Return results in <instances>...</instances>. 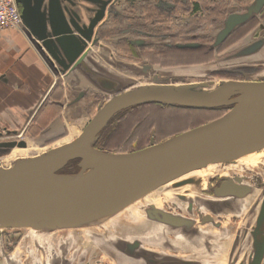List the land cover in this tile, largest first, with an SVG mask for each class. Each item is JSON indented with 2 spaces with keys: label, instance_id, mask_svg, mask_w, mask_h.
Masks as SVG:
<instances>
[{
  "label": "water",
  "instance_id": "1",
  "mask_svg": "<svg viewBox=\"0 0 264 264\" xmlns=\"http://www.w3.org/2000/svg\"><path fill=\"white\" fill-rule=\"evenodd\" d=\"M45 1L16 0L28 39L50 59V64L58 63L59 72H84L97 89L116 93L99 107L75 138L37 156L19 158L11 167L0 166V228L42 229L39 223H52L49 229L83 226L92 216V207L99 203L120 196L136 200L195 170L241 157L264 144V78L168 85L161 84L163 77L155 75L151 85L122 89L124 81L117 74L97 65L91 68L85 62L92 47L99 44L95 28L113 0H104L89 24L82 23L78 12L70 13L69 20L60 0H50L48 7ZM263 6L264 0H256L246 12L229 15L211 49H217L234 29L248 22ZM143 40L136 38L130 42L137 45ZM263 41L253 42L232 58L255 54ZM199 45L189 42L174 47L194 49ZM113 64L119 68L123 65ZM140 67L149 72L152 64L141 63ZM148 103L230 109L215 120L140 150L117 153L95 146L118 113ZM27 143L26 140L0 143V151L5 147L26 148ZM77 159L78 172L60 173ZM192 182V179L181 180L177 186ZM249 191L250 186L227 182L217 195L242 197ZM156 219L173 226L186 223L183 218L165 213ZM258 222H264V199ZM262 243L257 242L255 264L262 260Z\"/></svg>",
  "mask_w": 264,
  "mask_h": 264
},
{
  "label": "rangeland",
  "instance_id": "2",
  "mask_svg": "<svg viewBox=\"0 0 264 264\" xmlns=\"http://www.w3.org/2000/svg\"><path fill=\"white\" fill-rule=\"evenodd\" d=\"M64 1L67 11L76 14V7L70 10L67 3L72 0ZM160 1L169 2L170 6L172 4L171 0ZM65 6L63 4L66 13ZM246 10L238 13H243ZM92 14L91 12L89 15L84 11L86 24H89L88 18L90 20ZM227 18L218 23L212 22L210 18L190 19L186 14V8L183 9L178 5L173 24L170 26L174 27L175 33L178 32V34H185L192 30V33L203 36L204 41L207 42L206 46H210L215 43L218 34L225 27ZM190 21H194V24ZM188 23L192 24L191 29L188 28ZM255 26L251 29L252 32L223 46L221 51L214 49V52L208 53L209 55L206 57H203L204 51L186 52V56H175L176 64L172 66L153 65L148 72L140 67L141 63L145 62L134 60L128 51L126 59H121L115 53L114 61L116 62L114 63L123 64L121 68L114 67V64L112 66L106 64L105 68L110 69L117 74L122 82L124 81L122 89L151 85L154 83L155 75L163 77L160 80L161 84L168 85L210 80L220 84L228 79L262 80L264 78V41L261 49L255 54L232 58L233 54L242 51L253 42L264 39V36L256 38L254 35L252 36V33L257 29V25ZM117 35L118 33L113 34V36ZM127 37L130 39L143 38L141 35L138 37L137 33H131ZM183 37L188 38V35ZM182 41L184 40L176 38L175 44L185 43ZM228 41L230 42L229 38ZM114 43L112 41L110 45L114 46ZM108 52L99 53L105 55ZM47 60L49 64L46 68L50 74L56 76L57 70H59L58 63L50 64V59L47 58ZM134 63H137L138 67L133 66ZM226 68H230V71H223ZM63 77L65 78L64 75ZM89 91L90 97L80 116L77 119L66 120L67 123L64 126L66 136L45 144H40L42 141L33 138L27 139V142L41 149L49 150L61 142L68 141L70 137L75 138L99 107L116 93L115 91L111 93L105 90L101 91L95 86L91 87ZM210 110L201 112L160 103L138 105L118 113L103 130L95 146L103 151L117 153L140 150L215 120L219 111ZM62 115L64 119L68 116L64 112ZM49 120L51 121V117ZM17 149V146L14 149L5 147L0 151V157L8 155L2 156L0 159L10 158ZM78 164L79 161L77 163L69 162L60 173H76L80 170ZM227 177L241 180L248 184L252 191L244 198L216 197L212 194L213 187L217 182ZM191 178L193 179L192 183L182 187L177 186L181 180ZM178 196H181L182 199ZM263 199L264 146L244 156L195 170L130 204L125 205L121 200V205L124 206H119L118 200H108L101 204V207L103 205L106 208L96 210V214L83 226L49 229L51 224L41 223L37 225L42 229L32 226L0 228V264H122L124 255L121 254L120 247L128 246V249L125 248L126 253L129 251V256H134V249H131L129 245L134 241H139V237L136 236L140 228L147 229L148 226H157L154 225L155 220L152 219H156L157 213H161V211H169L186 221V226L172 225L175 230L181 231L177 237L179 240L183 239L181 237L183 229H186V250L165 251L160 246H149H152V250L159 253V256L164 257V260L168 258V264H239L241 262L248 264L250 258L247 257L249 250L246 245L248 241L245 239V231L249 225L255 226ZM191 206L193 207L191 208ZM209 214L214 216L213 218L218 221V224L214 221H206V216ZM219 222L222 227H218ZM188 229L194 233L196 231V235H201V238L194 237L190 240L187 236L190 232ZM260 229L264 230V222ZM205 235L206 237H204ZM258 240L260 244H263L264 236L261 235ZM239 254L240 256L237 257Z\"/></svg>",
  "mask_w": 264,
  "mask_h": 264
},
{
  "label": "crops",
  "instance_id": "3",
  "mask_svg": "<svg viewBox=\"0 0 264 264\" xmlns=\"http://www.w3.org/2000/svg\"><path fill=\"white\" fill-rule=\"evenodd\" d=\"M103 1L94 3V9H99ZM49 2L50 0L45 1V7L49 6ZM60 2L62 7L63 4L65 6L64 0ZM89 2L93 3L88 0L67 1L70 10L76 7L77 12H81L79 15L83 16L82 23H85L84 11L78 9V5H88ZM66 13L70 20L67 7ZM115 24L106 16L100 26L95 28L100 40L86 58L87 66H111L116 62L115 53L120 57L117 51L128 49L127 35L118 33L113 36L116 32L111 31V26ZM24 29L5 28L0 32V140L5 137L12 140L23 136L22 139L26 141L30 138L38 141H42V138L48 139L40 143L45 144L66 136V120L80 116L89 98L85 96V92L94 85L84 72L63 74L57 71L56 76L50 74L46 68L47 57L37 50ZM132 39L136 38L130 40ZM112 41L115 42L114 46L110 45ZM102 51L109 52L104 55L99 53ZM63 112L68 115L65 119Z\"/></svg>",
  "mask_w": 264,
  "mask_h": 264
},
{
  "label": "flooded vegetation",
  "instance_id": "4",
  "mask_svg": "<svg viewBox=\"0 0 264 264\" xmlns=\"http://www.w3.org/2000/svg\"><path fill=\"white\" fill-rule=\"evenodd\" d=\"M98 1L101 2V0H93L92 1L93 3L89 2L88 5L80 4L78 5V9H81L82 11H86L89 15L92 12L93 13L92 18H93L96 15V12L98 11L97 10L98 8L94 9V3L96 4ZM171 1L172 4L170 6L169 2H161L160 0H117V1L113 0L107 6L106 15L99 22L96 28L100 26L101 22L104 19H106V16H108L109 21L111 23H116L115 25L111 26V31L123 35H130L131 33H135V34L137 33L138 37L140 35L143 36L145 40H143L141 43L137 45H132L130 43V38H129L130 36L126 37L128 41L129 50L126 49V50L118 51L120 58L126 59L127 52L129 51L131 56L134 58V60H137L139 62L144 61L145 64L146 63L152 64V66L159 65V64H154L148 58V56H145V54H154V53L162 54V53H166L167 51L173 48H177L174 47L176 38L183 39L184 41L182 42L185 43H189V42L199 43L200 44L199 47L194 49H200L207 45V42L204 41L205 40L204 37L192 33V30L191 31L186 30L187 32L185 34H180V33L178 34V32L175 33L176 31L173 29L174 27L170 25L173 24L175 10L178 9V5L182 6L183 9L186 8V14L187 16L190 17V19L197 20L202 18L203 19L210 18L212 22L218 23L226 19L229 14L230 15L236 14L238 12H242L246 10L247 7L251 6L256 0H180V1L178 0L177 2L175 0H171ZM79 14L81 15V12H79ZM254 19L257 20L258 23H257V29L252 33V36L254 35V38H256L257 36H264V6H263L261 11L258 14L254 15L247 23L234 29L232 33L228 36V38L231 35H233L238 29H241L243 26H246ZM90 20L88 18L89 23ZM190 22L194 24V21H190ZM187 25L188 28H190L191 25L189 23ZM249 32L252 31L250 30ZM182 35L183 36L188 35V38L183 37ZM228 38L226 39V41L228 40ZM210 46H208V49L214 50L211 49ZM89 95H90V91H86L85 96L90 97ZM33 137L36 136L33 135ZM22 138L23 136L22 137L19 136L16 139H12V140L19 141V140H23ZM12 140L5 137L2 138L0 141L9 142ZM46 140L48 139L42 138L43 142H45ZM5 155L7 156L8 154ZM5 155L2 156L4 157ZM227 182H234L240 185L249 186L248 184L243 183L241 180L227 177L217 182V184L212 189V194L216 195L217 197L218 196L217 192L222 191L223 186ZM251 191L252 190L250 187V191L242 197L236 195H226V196L220 195L218 197L244 198ZM178 198L182 199L181 196H178ZM192 207L193 206H191V208ZM164 213L172 214L169 211H161V213H157V214L161 218ZM259 214L260 211L258 213V216ZM258 216L255 226L249 225L248 227H246L247 231H245V239H247L248 241L246 245L249 250L247 252L248 253L247 257L250 258L248 264H255V260L257 257V242H259L258 237H260L261 235L264 236V230L260 229L263 223L258 222ZM213 217L214 216L212 214H209L208 216H206V221L208 222L214 221L215 223L218 224V221H216ZM152 220L153 221L155 220L153 223H155L154 225L157 226H148L147 229H144L143 227L140 228V230L137 233L138 235L136 236L139 237V241L138 240L134 241L131 245H129L131 249L132 248L134 249L133 250L135 253L134 256H129V251L126 253L125 248L128 249V246L123 245L120 247L121 254L124 255V258L121 261L122 264H168L169 263L168 258L167 260H164V257L159 256L158 255L159 253L152 250L153 248L152 246L149 247L150 245L160 246L165 251L168 250L177 251L179 249L186 250V229H183V234H182L183 236H181L183 237V239L179 240L177 237L179 232L181 233L180 230H175L171 224L162 222L158 219H152ZM184 226H186V223ZM218 227H222L221 222H219ZM191 232L192 230H190V232L187 234L190 240L193 239L194 237L201 238V235L199 234L196 235V231L195 233L194 232L191 233ZM204 237H206V235ZM239 256L240 254L237 257ZM261 259L262 260L260 261V264H263L264 252ZM239 264H245V263L241 262Z\"/></svg>",
  "mask_w": 264,
  "mask_h": 264
},
{
  "label": "trees",
  "instance_id": "5",
  "mask_svg": "<svg viewBox=\"0 0 264 264\" xmlns=\"http://www.w3.org/2000/svg\"><path fill=\"white\" fill-rule=\"evenodd\" d=\"M258 21L257 20H253L251 21L249 24H247L246 26H243L241 29H238L233 35H231L229 37L230 42L227 40L226 42H224V44H222L219 48H217V50L219 49V51H221V49L223 48V46L225 45H229L231 44V42L237 41L238 39L242 38L244 35H246L255 25H257ZM176 40V39H175ZM229 42V43H228ZM208 46L202 47L200 49H180V48H173L169 51H167L166 53H154V54H145V56H148V58L154 63V64H159L161 66H172L173 64H176L175 60V56L176 55H182V56H186V52H194V51H204L203 53V57H206L207 55H209L208 53H212L214 52L213 50H209V52H207ZM211 55V54H210ZM175 62V63H174ZM148 104H157V103H148ZM143 105H147V104H143ZM183 109H193V110H197V111H211L210 109H194V108H189V107H181ZM219 111V114L215 117L216 119L221 117L225 112H227L230 107H220V108H213V110ZM77 160H73L71 161V163H77Z\"/></svg>",
  "mask_w": 264,
  "mask_h": 264
},
{
  "label": "bare ground",
  "instance_id": "6",
  "mask_svg": "<svg viewBox=\"0 0 264 264\" xmlns=\"http://www.w3.org/2000/svg\"><path fill=\"white\" fill-rule=\"evenodd\" d=\"M71 139L72 138L70 137L68 141H70ZM68 141H66V142H68ZM66 142H63V143L61 142L59 145L64 144ZM59 145H57V146H59ZM263 146H264V144H262L261 146H259L256 149H253L251 152L258 150L259 148H261ZM45 151H47V150L46 149H41V148H39L37 146H34L31 143H27V147L26 148L18 147V149L14 151V153L11 155L10 158H5V159H2V160L0 159V166L1 167H5V168L11 167V166H13L15 164V161L17 159H19V158H31V157L37 156V155H39V154H41V153H43ZM251 152H248V153H251ZM113 199L114 200H118V202L120 203L119 206H124V205H121L122 204L121 200L125 203V205L130 204V203L135 201V200H131V199L127 198V197H123V196H120V197H117V198H112V199H109V200H113ZM106 201H108V200H106ZM106 201H104V202H106ZM104 202H102V203H104ZM102 203H99L97 206L92 207V212L93 213H92V216L90 217V219L94 216V214H96V210H101L102 208H106L103 205L101 207ZM39 224H41V223H39ZM45 224H50V223H45Z\"/></svg>",
  "mask_w": 264,
  "mask_h": 264
},
{
  "label": "built area",
  "instance_id": "7",
  "mask_svg": "<svg viewBox=\"0 0 264 264\" xmlns=\"http://www.w3.org/2000/svg\"><path fill=\"white\" fill-rule=\"evenodd\" d=\"M5 28H15L19 30L25 28L21 11L16 0H0V32Z\"/></svg>",
  "mask_w": 264,
  "mask_h": 264
}]
</instances>
